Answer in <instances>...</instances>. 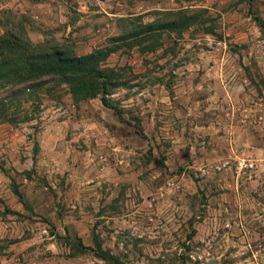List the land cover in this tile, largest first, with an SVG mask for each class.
Returning <instances> with one entry per match:
<instances>
[{
    "label": "rangeland",
    "instance_id": "obj_1",
    "mask_svg": "<svg viewBox=\"0 0 264 264\" xmlns=\"http://www.w3.org/2000/svg\"><path fill=\"white\" fill-rule=\"evenodd\" d=\"M255 16L264 0H15L0 42L112 75L121 115L0 45V264H261Z\"/></svg>",
    "mask_w": 264,
    "mask_h": 264
},
{
    "label": "trees",
    "instance_id": "obj_2",
    "mask_svg": "<svg viewBox=\"0 0 264 264\" xmlns=\"http://www.w3.org/2000/svg\"><path fill=\"white\" fill-rule=\"evenodd\" d=\"M249 6L251 7L252 4L249 3ZM254 21L258 28L264 32V20L259 16H255ZM14 42H0V45L3 44L4 48L13 58L17 55V52H23V56H19V62L21 63L20 65L24 68V70L31 71L33 69H38L42 72L46 71V75L67 83L70 87V92L73 95H83L87 98H95L99 95L100 102L103 107L112 110L117 116L121 115L117 105L109 101L107 98L109 87L112 83V75L93 67L83 66V61L81 59H65L62 56L63 54H61L59 51H54L53 55L47 57L50 59L52 58L48 64L44 66H38L37 63L40 60V56L29 53L26 46L24 47V45L18 43L15 45ZM8 63L6 61L1 62L0 71H2L8 65ZM138 133L142 136L140 132ZM37 152L38 145H36L34 149V154L36 155ZM14 194L18 198H21L17 190H14ZM99 257L101 259H106L107 256L101 253Z\"/></svg>",
    "mask_w": 264,
    "mask_h": 264
},
{
    "label": "built area",
    "instance_id": "obj_3",
    "mask_svg": "<svg viewBox=\"0 0 264 264\" xmlns=\"http://www.w3.org/2000/svg\"><path fill=\"white\" fill-rule=\"evenodd\" d=\"M14 1L15 0H0V15L3 12L7 11L12 6ZM249 167H252V165H250ZM256 255L253 256L255 259H256ZM260 259L261 260L259 261V263L263 264L264 263V253L261 254Z\"/></svg>",
    "mask_w": 264,
    "mask_h": 264
}]
</instances>
